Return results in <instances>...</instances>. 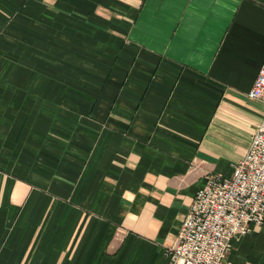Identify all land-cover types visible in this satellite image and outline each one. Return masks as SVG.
<instances>
[{"label":"crops","instance_id":"obj_1","mask_svg":"<svg viewBox=\"0 0 264 264\" xmlns=\"http://www.w3.org/2000/svg\"><path fill=\"white\" fill-rule=\"evenodd\" d=\"M263 61L264 0H0V264H167ZM225 264H264V222Z\"/></svg>","mask_w":264,"mask_h":264},{"label":"built area","instance_id":"obj_2","mask_svg":"<svg viewBox=\"0 0 264 264\" xmlns=\"http://www.w3.org/2000/svg\"><path fill=\"white\" fill-rule=\"evenodd\" d=\"M247 96L263 105L250 145L229 177H206L167 253V264H225L233 243L251 225L264 222V61Z\"/></svg>","mask_w":264,"mask_h":264},{"label":"snow or ice","instance_id":"obj_3","mask_svg":"<svg viewBox=\"0 0 264 264\" xmlns=\"http://www.w3.org/2000/svg\"><path fill=\"white\" fill-rule=\"evenodd\" d=\"M51 2H52V3H54V2H55V0H51Z\"/></svg>","mask_w":264,"mask_h":264}]
</instances>
